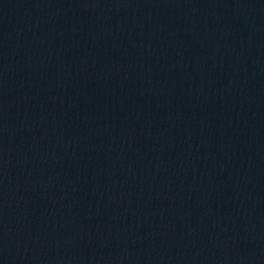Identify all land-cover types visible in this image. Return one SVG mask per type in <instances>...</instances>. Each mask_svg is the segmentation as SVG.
I'll list each match as a JSON object with an SVG mask.
<instances>
[{"label": "water", "instance_id": "1", "mask_svg": "<svg viewBox=\"0 0 264 264\" xmlns=\"http://www.w3.org/2000/svg\"><path fill=\"white\" fill-rule=\"evenodd\" d=\"M0 264H264V0H0Z\"/></svg>", "mask_w": 264, "mask_h": 264}]
</instances>
